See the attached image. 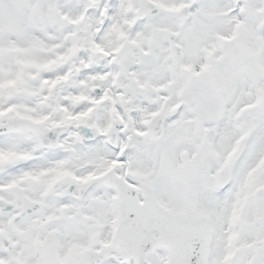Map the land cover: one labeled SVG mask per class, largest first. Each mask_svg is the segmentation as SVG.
<instances>
[{
  "label": "snow or ice",
  "instance_id": "6c2138e0",
  "mask_svg": "<svg viewBox=\"0 0 264 264\" xmlns=\"http://www.w3.org/2000/svg\"><path fill=\"white\" fill-rule=\"evenodd\" d=\"M0 264H264V0H0Z\"/></svg>",
  "mask_w": 264,
  "mask_h": 264
}]
</instances>
